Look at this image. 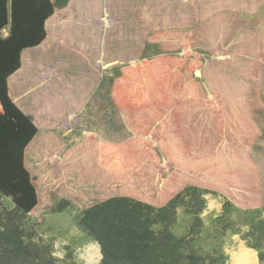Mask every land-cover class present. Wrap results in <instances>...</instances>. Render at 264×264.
Returning a JSON list of instances; mask_svg holds the SVG:
<instances>
[{"label": "trees", "instance_id": "trees-1", "mask_svg": "<svg viewBox=\"0 0 264 264\" xmlns=\"http://www.w3.org/2000/svg\"><path fill=\"white\" fill-rule=\"evenodd\" d=\"M69 1L0 0V264H57L52 246L35 241L37 228L44 215L68 209L77 210V230L98 245L100 264H224L218 251L202 255L194 246L207 194L224 199L219 218H247L241 224L256 239L248 247L263 264L259 181L248 157L258 135L250 120L261 109L256 92L218 65L162 56L182 47L208 55L238 27L229 46L230 66L252 80L264 55L257 33L261 22L224 13L193 37H148L147 47L159 45L161 56L138 69H120L111 84L110 99L129 139L120 144L86 139L64 150L52 135L37 134L31 117L10 99L7 81L19 71L22 54L45 40V22L54 10ZM198 70L201 80L194 75ZM151 137L154 145L147 143ZM51 156H59L55 166L48 163ZM178 209L191 217L181 236L170 230ZM227 226L220 223L221 232L232 228Z\"/></svg>", "mask_w": 264, "mask_h": 264}, {"label": "rangeland", "instance_id": "rangeland-1", "mask_svg": "<svg viewBox=\"0 0 264 264\" xmlns=\"http://www.w3.org/2000/svg\"><path fill=\"white\" fill-rule=\"evenodd\" d=\"M73 2L71 8L63 12L66 16L64 24L58 26L57 16L54 18L41 48L22 54L19 71L8 82L9 97L24 114L31 117L39 134L43 135L45 132L52 135L63 144L64 149L85 139L113 144L123 143L129 139L130 134L110 99L111 84L117 79L120 69L124 67L138 69L144 60L160 55L158 44L157 47H147L148 37L167 33L193 37L194 31L210 18L227 13L234 14L240 20H259L261 24L257 28V33L264 39V0H73ZM72 9L75 13H72ZM58 13L62 12L57 11ZM237 28L233 29L219 50L208 55L182 47L177 53L162 56L196 60L203 63V67L218 65L227 76L255 90L261 109L250 114L251 123L258 131V135L252 142L248 157L257 170L259 192L264 207V55L254 79L247 80L236 73L230 66L232 53L229 46ZM5 34L2 33L3 36ZM194 75L201 80L200 70ZM202 86L211 100V105L216 106L217 102L213 101L206 86L204 84ZM73 103H77L78 107L68 110L66 104ZM59 125L66 129L63 130ZM67 129L69 131L66 134ZM63 132L66 138L62 136ZM147 143L154 145L152 137L148 138ZM162 161L163 168L166 169L167 164L163 159ZM58 162L59 158L53 156L48 159L51 166ZM72 212L73 216L70 218L69 214ZM75 215L77 211L71 209L62 214L48 213L43 216V223L37 228L35 241L40 239L52 246L57 264H85L76 250H82L89 244H96L85 239V235L77 230L73 223ZM184 218H186L184 215H180V220L171 227L174 235L185 234L189 223ZM226 218L227 216H222L214 224L203 218L205 225L203 224L201 233L196 236L194 246L202 250L200 253L202 255L213 250L218 251V256L225 259L224 264H230L228 253L226 254L224 249L232 240L237 238L246 248L251 249L248 244H255L256 239L248 237L250 232L247 235L246 233L238 235L240 227L243 226L241 222L247 220L245 216L233 214L229 221ZM219 222L228 226L234 225L221 232ZM69 253L72 255L70 258L67 257Z\"/></svg>", "mask_w": 264, "mask_h": 264}, {"label": "crops", "instance_id": "crops-1", "mask_svg": "<svg viewBox=\"0 0 264 264\" xmlns=\"http://www.w3.org/2000/svg\"><path fill=\"white\" fill-rule=\"evenodd\" d=\"M51 2H53L54 0H50ZM72 4H74V2H73V0H70L69 1V3H68V5L65 7V8H63V9H60V10H54V13H53V16L51 17V18H49L46 22H45V26H44V29H45V33H46V37H45V40H46V38H47V30H48V27H49V25L50 24H53L52 22H53V20H54V18L57 16V19H56V24L58 25V26H60V25H62V23L64 24V22L66 21V16H65V13H63V12H65V11H67L69 8H71V6H72ZM57 11L58 12H62V13H58L57 14ZM72 11V13H75V10L74 9H72L71 10ZM71 21V20H70ZM55 22V21H54ZM73 22V21H72ZM5 36H6V34H5ZM45 40L43 41V43L45 42ZM42 43V44H43ZM42 44L39 46V47H37V48H35V49H32V50H36V49H38V48H41V46H42ZM28 51H30V50H28ZM18 72H16L14 75H12L9 79H8V81H7V85H8V82L17 74ZM8 95H9V87H8ZM10 96V95H9ZM11 99V98H10ZM13 102V101H12ZM14 103V102H13ZM15 104V103H14ZM16 105V104H15ZM78 107V104L77 103H73V105H67L66 104V108L69 110V109H75V108H77ZM26 115V114H25ZM59 116H61V115H59ZM120 116V115H119ZM33 121V120H32ZM57 121V120H56ZM58 122H59V120H58ZM63 130H65L66 128L64 127V126H62V125H59ZM69 130L67 129L66 131H65V133L67 134V132H68ZM65 133L63 132V134H62V136L63 137H65L66 138V135H65ZM37 134L38 135H40L39 134V131L37 130ZM45 134V132L43 133V135ZM72 140V139H71ZM86 140V139H85ZM152 140H153V144H155V139L154 138H152ZM118 144H120V143H118ZM72 147V146H71ZM64 150H66V149H64ZM54 158H59V156H57V157H54ZM203 199H204V201H205V208H204V210H203V212H202V214L200 215V218L202 219V221H204V219H206L208 222H211V224H214L215 222H216V220L221 216V214H222V206H223V203H224V199L222 198V197H220V196H218V195H211V194H207V195H204L203 196ZM211 201V202H210ZM219 203V204H218ZM75 211H77V210H75ZM221 213V214H220ZM257 214H258V216L261 218V219H264V207H263V198H262V195H261V205H260V209L257 211ZM180 215H184L186 218H184V220L187 222L188 221V223H190V221H191V217L184 211V210H182V209H178L177 210V221H176V224H177V222H178V220H180ZM72 216H73V212H72V214H69V217L70 218H72ZM204 218V219H203ZM203 224L205 225V223L203 222ZM241 225H243L242 227H243V229H242V227H240V231H239V233H238V235L239 234H241V233H246V235H247V233L249 232V228H248V226L247 225H244V224H241ZM245 230V231H244ZM244 231V232H243ZM238 232V231H237ZM237 232H235V233H237ZM186 233V232H185ZM248 238V237H247ZM234 244V241L232 240V242L231 243H229L227 246H226V248L224 249V252L228 255V260L230 261V254H229V252L227 251V249H229L230 247H231V245H233ZM264 251V250H263ZM76 252H78L77 250H76ZM255 256L257 257V253H256V251H255ZM256 264H261L260 262H259V260H258V257L256 258ZM264 264V263H263Z\"/></svg>", "mask_w": 264, "mask_h": 264}, {"label": "bare ground", "instance_id": "bare-ground-1", "mask_svg": "<svg viewBox=\"0 0 264 264\" xmlns=\"http://www.w3.org/2000/svg\"><path fill=\"white\" fill-rule=\"evenodd\" d=\"M233 241L234 244L227 249L230 254V264H256L255 252L246 248L237 238ZM77 255L84 260L85 264H99V247L96 244L85 246L78 251Z\"/></svg>", "mask_w": 264, "mask_h": 264}, {"label": "built area", "instance_id": "built-area-1", "mask_svg": "<svg viewBox=\"0 0 264 264\" xmlns=\"http://www.w3.org/2000/svg\"><path fill=\"white\" fill-rule=\"evenodd\" d=\"M52 255H53V252H52ZM54 256H55V254H54ZM54 256H53V257H54ZM54 258H55V257H54Z\"/></svg>", "mask_w": 264, "mask_h": 264}, {"label": "water", "instance_id": "water-1", "mask_svg": "<svg viewBox=\"0 0 264 264\" xmlns=\"http://www.w3.org/2000/svg\"><path fill=\"white\" fill-rule=\"evenodd\" d=\"M118 113V112H117ZM101 258V257H100Z\"/></svg>", "mask_w": 264, "mask_h": 264}]
</instances>
